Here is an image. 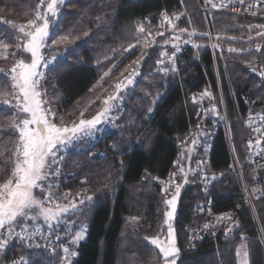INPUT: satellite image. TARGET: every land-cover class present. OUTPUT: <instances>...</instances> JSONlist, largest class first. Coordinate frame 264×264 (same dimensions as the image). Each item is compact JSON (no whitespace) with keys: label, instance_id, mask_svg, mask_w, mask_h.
I'll use <instances>...</instances> for the list:
<instances>
[{"label":"trees","instance_id":"16d2710c","mask_svg":"<svg viewBox=\"0 0 264 264\" xmlns=\"http://www.w3.org/2000/svg\"><path fill=\"white\" fill-rule=\"evenodd\" d=\"M179 1L188 11L175 24L187 30L181 38H186L191 30L202 32L204 24L194 0H64L58 16L50 19L43 55L55 60L45 69L40 90L45 106L56 113L55 121L71 125L79 121L81 112L85 119L94 116L103 107V100L115 93L116 83L135 68L133 62L140 60V78L120 96L112 128L94 132L93 139L83 136L74 140L57 161L54 178L59 188L93 190V199L69 215L75 222L86 223L84 238L73 249L78 255L70 258L71 264H162L159 250L145 239L162 237L167 228L163 224L167 198L152 178L172 169L179 139L194 127L196 110L189 97L197 89L211 85L218 101L220 86L234 154L242 173L251 180L250 132L243 125V116L249 109H264V82L246 64L256 52L252 47L253 34H257L264 49V20L209 15V26L220 50L213 57L207 47L197 51L189 48L170 68V74L163 76L156 70L155 61L179 46L173 35L164 31L162 36H155L147 47L151 56H146V50L141 52L139 46L145 35L154 31L160 11L172 9ZM37 3L39 0H0V41L9 45L3 54L7 59L0 58V87L10 90L9 67L14 59L30 58L16 49L20 35L13 25L18 27L32 18ZM138 26L145 31L138 33ZM65 35L69 36L68 41L52 43ZM195 38L206 41L202 35ZM130 44L134 47L128 48ZM13 52H17L16 57ZM260 53L264 54V50ZM14 113V108L0 101V168L7 167L5 160L11 156L18 137L9 126ZM101 151L108 155L98 156ZM188 159L184 172L187 183L184 173L177 177L183 185L173 221L180 251L177 264H237L236 249L242 242L247 244L250 264H264V186L255 203L256 213H240L241 226L233 236L218 234L203 239L194 249L185 248V226L199 222L195 207L205 197L201 177L191 170L195 154H188ZM210 166L223 172L211 193L214 207L227 208L241 198L242 187L223 128L215 136ZM7 175L0 171V181ZM51 234L56 237L55 231ZM35 244L41 242L11 239L2 259L62 264L60 252L47 253L42 247L37 250Z\"/></svg>","mask_w":264,"mask_h":264},{"label":"snow or ice","instance_id":"6c2138e0","mask_svg":"<svg viewBox=\"0 0 264 264\" xmlns=\"http://www.w3.org/2000/svg\"><path fill=\"white\" fill-rule=\"evenodd\" d=\"M63 2L64 0H39L34 11V16L28 19L26 24L19 25L18 27L13 25V28L21 34L18 37V41L20 42L16 44V49L30 54V58L26 56L14 59L13 66L10 69V90L9 88L0 87V101H2L3 105H9L15 109L9 126L14 132L18 133L11 156L5 160L7 167L0 168V171L8 173L7 179L0 181V229L5 230L7 233L6 236L0 238V249H4L7 246L13 235L21 240L26 238L31 240V237L39 232L38 228L29 232L27 222L42 218L51 227L53 222L59 223L63 215L76 210L77 203L62 204L58 199L54 198V194L51 191L45 192L44 181L50 175L52 165L56 163V151L74 139H79L81 136L93 135L97 130V125L107 118V114L112 107L111 102L117 100L119 98L118 94L122 89L133 84L132 77L138 75L133 70L129 74L126 83L123 81L116 83V92L103 100V107L92 118L85 119L84 112H81L79 121H73L71 126L63 121L57 124L54 120L56 113L44 106L46 101L43 99L44 93L40 90V84L45 73L41 72L40 68L42 66L47 68L55 60V58L52 61L46 60L42 49L46 47L49 39L50 19L58 16ZM45 4L46 7H43ZM213 6L215 7V5ZM161 16V27L164 24L173 28L176 27L173 19H170L165 12H162ZM136 31L142 33L145 31V28L138 26ZM180 31L184 32L187 30L180 29ZM156 35L162 36L163 32L158 31ZM189 35L191 36L193 33ZM175 39H179V37H175ZM68 40L69 36L65 35L61 36L58 40H53L52 43L58 45ZM133 47L134 45H129V48ZM0 48L4 52H7L9 45L0 41ZM127 50L125 49V51ZM176 50L179 51V48ZM257 50H259V46ZM229 51H235V49H229ZM12 55L16 57L17 52H13ZM161 55L163 56L165 53ZM174 55L175 53H173ZM0 58L7 59V56L0 55ZM138 63L139 61L133 62V64ZM163 63V60L158 61V64ZM172 70L175 71V68L173 67ZM160 72L167 74L168 69L161 68ZM260 74L264 76V72ZM104 75L107 76L108 73ZM202 95L210 96L211 93L206 90ZM153 103H155V100ZM212 111L215 112V108ZM148 112H153V108L150 107ZM261 120L264 121V116H261ZM255 131L260 132L261 129L257 128ZM195 143L196 141L193 140V144ZM249 143L251 144V141ZM259 143L260 141L257 140V144ZM2 155L3 153H0V156ZM175 164L176 162L174 161V166ZM179 171L184 173L182 167ZM175 176V172L170 173V179L167 182L175 184V193L170 199L164 200L165 205L168 207V210L164 212L163 221V224L168 229L167 240L164 241L158 237H145L146 240H149L159 250L158 255L162 259V264H177L176 258L179 255L173 226L170 221L174 217L177 199L183 185L177 184L172 179ZM184 176V182L187 183V174L184 173ZM161 183L165 182L161 181ZM37 189L41 193L39 196L35 192ZM168 190L166 185L161 191L167 193ZM68 195L65 193L64 198L67 199ZM86 199L91 201L92 197H86ZM84 202L82 199L79 201V204H83ZM15 226H20L21 231L15 232ZM230 230L228 229L227 231ZM84 234L85 229L83 228L77 231L71 243H78L84 238ZM241 239L246 240V237L242 236ZM34 247L37 250L41 249L40 244H35ZM47 247V245L44 246L45 250ZM63 252L64 256L61 257L62 264H71L70 258L78 255L77 252L71 251L70 247L67 246L63 247ZM236 255L240 260V264H250V253L246 244H242L236 249ZM22 264H33V262L23 261Z\"/></svg>","mask_w":264,"mask_h":264},{"label":"built area","instance_id":"2783aa9c","mask_svg":"<svg viewBox=\"0 0 264 264\" xmlns=\"http://www.w3.org/2000/svg\"><path fill=\"white\" fill-rule=\"evenodd\" d=\"M195 2L198 12L204 17L205 21L207 16L211 14H229L243 18L264 20V0H195ZM213 5H215V7ZM162 12H165L170 19H173L174 24L182 20L184 16L181 1H179L178 5L174 6L172 9H162L160 11V23L162 21ZM194 46L195 43H193V38H186L179 44V51L171 50L155 61L156 70L160 72L161 68H167V74L162 72L160 73L163 76L169 75L170 68L177 63L181 54L186 52L189 48H194ZM208 47L214 57V44L211 40L208 43ZM260 48L261 46L259 49ZM253 49L258 51L257 46L253 47ZM173 53H175L174 56ZM160 60H163L164 63L158 64V61ZM248 68L254 75L264 81V76H261L260 74L261 72H264V59L255 57L249 62ZM206 90L211 93L210 96L202 95V93ZM218 92V101L214 98V91L211 85H206L190 94L189 102L196 110L194 127L188 130L179 139L177 150L173 158L172 169L165 175L156 174L152 178L153 183L160 191L167 185L169 189L168 192L164 193L161 191L162 193H171L175 188V184L167 183L170 179V173H176V176L172 179H174L177 183V176L181 174L179 171L180 168L182 167L184 172H186V164L189 160L188 154H195L191 170L193 173H196L201 177L202 189L205 197L199 200L195 207V210L200 217L199 222L195 225L189 224L185 226V231L187 233V240L185 242L186 249H194L196 244L201 242L203 239L215 237L218 234L228 237L233 236L237 231H239L241 226L240 213L246 210L255 213V202L260 198L263 192L264 121L261 120V116H264V109H249L243 116V125L249 130V142L251 141V144L249 143V163L253 175L251 180L248 181L242 173L241 166L238 164L234 154L230 136V122L227 116L220 86L218 88ZM213 108H215V112L212 111ZM221 128L225 129L227 132L231 153L236 164L238 177L242 187V196L239 200L234 201L231 206L224 209H216L214 207L211 193L216 183L223 177V172L220 169L210 166V154L217 131ZM257 128H260L261 131H255ZM193 140L196 141L195 144H193ZM257 140L260 141L259 144H257ZM189 144L190 146H188ZM189 149H191V151H189ZM174 161L176 162L175 166ZM161 181H164L165 183H161ZM220 217L223 218L218 219ZM205 225H207V227H205ZM228 229L231 230L227 231ZM43 235L48 238V241L55 239L52 234L48 232L41 233L39 231L34 236H37L38 238L40 237L39 239L43 240Z\"/></svg>","mask_w":264,"mask_h":264},{"label":"rangeland","instance_id":"374dc122","mask_svg":"<svg viewBox=\"0 0 264 264\" xmlns=\"http://www.w3.org/2000/svg\"><path fill=\"white\" fill-rule=\"evenodd\" d=\"M195 1V0H194ZM195 4H196V2H195ZM197 6V5H196ZM43 7H46V4L43 6ZM182 8H183V10H184V16H186L187 14H188V11H187V9H186V7H185V5H184V3H183V1H182ZM201 15V14H200ZM184 16H183V18H184ZM209 16V15H208ZM208 16H207V18H206V21H205V19H204V17L201 15V18H202V20H203V24H204V30L202 31V32H199V31H195V30H191L190 31V33H193V35H187L186 36V38H189V37H192L193 38V43H195V46H194V48L192 47V49L193 50H199L200 48H202V47H207V48H209L208 47V43H209V41L211 40V42L214 44V54H215V52L217 51V50H220V48H221V46H220V43L217 41V39L214 37V35H213V33H212V31H211V29H210V26H209V22H208ZM159 20H160V15H158L157 16V21H156V25H155V28H154V31H152V33H150L149 35L147 34V36L145 35V38H143L142 39V41L140 42V51L142 52V51H145L146 50V56H147V53H148V46H149V44H150V41L155 37V36H157L156 35V33L159 31V32H164V31H166V32H170L171 33V35H173V37H174V39H175V37H179V39H175V42H176V44L177 45H179L180 43H182L183 42V40H185L186 38H181V35H182V33H184V32H181L180 31V29L181 28H177V25H176V27L175 28H173V27H170V26H168L167 24H164V26L163 27H161V23L159 22ZM27 23V22H26ZM25 23V24H26ZM176 24V23H175ZM261 30H263V29H261ZM260 30V31H261ZM264 31V30H263ZM202 35L203 37H205V39H206V41H204V42H201V41H199V40H197L196 38H195V35ZM19 35H21L20 33H19ZM251 38H252V40L254 41L252 44V47H255V46H261V48L258 50V51H256L255 53H254V57L252 58V59H254L255 57H257V58H262V59H264V54H261L260 52L262 51V50H264V49H262V46H263V44L262 43H259L260 42V40L258 39V37H257V34H253L252 36H251ZM20 42V41H19ZM4 43H5V41H4ZM129 48V47H128ZM177 48H179V46L177 47ZM176 48V49H177ZM264 48V47H263ZM175 49V50H176ZM5 52H4V50L2 49V48H0V55H3ZM42 53H43V49H42ZM30 55V54H29ZM258 55V56H257ZM148 56H151V53L149 54L148 53ZM251 59V60H252ZM46 60H50V61H52L53 59L52 58H47ZM137 61H139V63L138 64H133L134 65V67L135 68H132V70L129 72V73H127V75H125L123 78H122V80L121 81H123L124 83H126L127 82V78L129 77V74L130 73H132L133 72V70H135L137 73H138V75H135V76H133L132 77V79H133V84H131V85H128L126 88H123L122 89V91L118 94V96H119V98L117 99V100H115V101H112L111 102V104H112V107H111V110H110V112L107 114V118L105 119V120H103L102 121V123H100L99 125H97V130L95 131L96 133H98V132H100V131H102V130H104V129H110V128H112V126H113V122H114V120H115V117H116V115H117V103H119L120 101H119V99H120V96L122 95V93L124 92V91H126L127 89H129V88H132V87H134L135 85H136V81H137V79H139L140 77H139V75H140V72L138 71V68H139V66H140V60L138 59ZM250 62V61H249ZM249 62L246 64V66L248 67V64H249ZM49 65H51V64H49ZM12 66H13V64L9 67V70L12 68ZM156 68V67H155ZM45 67H41L40 68V71L41 72H45ZM171 72V71H170ZM170 74V73H169ZM168 76V75H167ZM256 76V75H255ZM257 77V76H256ZM257 78H259V77H257ZM260 79V78H259ZM261 80V79H260ZM120 81V82H121ZM263 81V80H262ZM264 82V81H263ZM116 92V91H115ZM218 97H219V94H218ZM214 98L216 99V97H215V92H214ZM45 106V105H44ZM46 107V106H45ZM47 108V107H46ZM101 110V109H100ZM97 114V113H96ZM95 114V115H96ZM93 117V116H92ZM91 117V118H92ZM90 119V118H89ZM57 124H60L61 122H59V120L58 121H55ZM69 126H71V125H69ZM183 136V135H182ZM181 136V137H182ZM231 136V135H230ZM83 136H81L80 138H82ZM79 138V139H80ZM89 138L91 139H93V138H95V137H91V136H87V138H86V140H89ZM74 140H78V139H74ZM73 140V141H74ZM250 140V139H249ZM73 141H71L70 143H67V144H65V145H63V146H61L57 151H56V157H55V159H56V163L55 164H53L52 165V167H51V169H50V175L48 176V178H47V180H45L44 181V189H45V192H47V191H51L53 194H54V198H56V199H58L59 200V202L60 203H62V204H70V203H77V208H76V210L75 211H80L81 209H82V207H84V205L86 204V202H88V200L86 199V197H92V199H93V190H92V188H84V187H77V188H74V189H61V188H59L56 184H55V178H54V176H55V172L57 171V165H58V163H57V161L60 159V157L64 154V148L65 147H67L68 145H70ZM248 147H249V141H248ZM234 150V149H233ZM97 155L98 156H100V157H106L108 154L106 153V152H104V151H101V152H98L97 153ZM105 159V158H104ZM51 173H54V174H51ZM181 174H183V173H181ZM181 174H179V175H181ZM230 174H232L231 172L229 173V175ZM178 177V176H177ZM177 184H179V182L177 181ZM180 184H182V183H180ZM49 185L51 186L50 188H49ZM90 189H91V192H90ZM35 192H36V194L39 196V195H41V193H40V190L39 189H37V190H35ZM65 193H67V194H69L68 195V197H67V199H65L64 198V195H65ZM175 193V188H174V190L171 192V193H168V194H165V197L167 198V199H170L171 198V196L173 195ZM79 194V195H78ZM84 200L85 202L83 203V204H79V201L80 200ZM178 199H179V197H178ZM178 199H177V207H178ZM256 203V202H255ZM177 207H176V211H177ZM167 210H168V207H167ZM166 210V211H167ZM176 211H175V214H174V217H173V219L170 221V223L172 224V226H173V221H174V218H175V215H176ZM72 213H74V212H69L68 214H65V215H63L61 218H60V222L59 223H57V222H53V224H52V226L51 227H49L45 222H44V220L42 219V218H40L39 220H36V221H39V222H36V221H31V223L30 222H27V226H28V229H29V232H31L32 230H35L36 228H38L39 229V231L42 233V232H48V233H51V232H56V237H55V239H53V240H49L48 241V238H46V236H42V239L43 240H41V239H39L37 236H32V241L34 240V239H37V240H39L40 242H41V247L43 248V250L45 251V252H47V253H58V252H60L61 254H62V256L61 257H63L64 256V252H63V247H65V246H67V247H70V250L71 251H73V249H74V246L77 244H73V243H71V241H72V238L74 237V235H75V233L77 232V231H80L82 228L83 229H86V223H84V222H75V220L73 221V220H71L70 219V217H69V215H71ZM256 213V212H255ZM67 219H69V221H66ZM71 220V221H70ZM62 226V227H61ZM58 227H60L61 228V230L58 228ZM57 229H58V231H57ZM53 230V231H52ZM173 230H174V228H173ZM21 231V228H20V226H15V232H20ZM167 234H168V229L166 228V235H164V236H162V237H158L159 239H161V240H164V241H166L167 240ZM7 235V233L5 232V230H2V229H0V238H3L4 236H6ZM41 235V234H40ZM174 236H175V232H174ZM14 238H17L18 240H21V239H19L18 237H16L15 235H13L11 238H10V240H9V243H10V241H11V239H14ZM22 241H24L25 243L26 242H28V239L26 238V239H24V240H22ZM8 243V244H9ZM7 244V245H8ZM242 244H246V242H242V243H240L239 245H238V247H240ZM45 245H47L48 247H47V249L45 250V248H44V246ZM247 245V244H246ZM7 247V246H6ZM6 247L4 248V249H0V264H22V262L23 261H25V260H20V261H14V262H4L3 261V259H2V257H3V255H4V252H5V249H6ZM237 247V248H238ZM53 249H55V251H53ZM237 264H240V260H239V258L237 257Z\"/></svg>","mask_w":264,"mask_h":264},{"label":"water","instance_id":"95a60500","mask_svg":"<svg viewBox=\"0 0 264 264\" xmlns=\"http://www.w3.org/2000/svg\"><path fill=\"white\" fill-rule=\"evenodd\" d=\"M179 253H180V251H179Z\"/></svg>","mask_w":264,"mask_h":264}]
</instances>
